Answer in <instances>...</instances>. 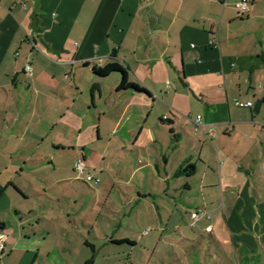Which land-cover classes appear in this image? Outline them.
<instances>
[{
  "label": "crops",
  "instance_id": "1",
  "mask_svg": "<svg viewBox=\"0 0 264 264\" xmlns=\"http://www.w3.org/2000/svg\"><path fill=\"white\" fill-rule=\"evenodd\" d=\"M241 1L0 0V264H264V0Z\"/></svg>",
  "mask_w": 264,
  "mask_h": 264
},
{
  "label": "built area",
  "instance_id": "2",
  "mask_svg": "<svg viewBox=\"0 0 264 264\" xmlns=\"http://www.w3.org/2000/svg\"><path fill=\"white\" fill-rule=\"evenodd\" d=\"M250 4L251 0H242L236 5V8L240 15H246L250 12ZM25 73L29 79H32L33 77V68L30 63H27L25 66ZM238 106L240 107H252V103H238ZM203 124L201 122V116H199L196 120V130L202 129ZM214 132L212 131V135ZM86 162L83 157H80V159L75 163V170L78 173H83L86 170ZM93 176L88 175L87 181L91 182L93 180ZM200 218L199 214L194 215V222L198 221ZM5 250V243L1 242L0 244V254H2Z\"/></svg>",
  "mask_w": 264,
  "mask_h": 264
},
{
  "label": "trees",
  "instance_id": "3",
  "mask_svg": "<svg viewBox=\"0 0 264 264\" xmlns=\"http://www.w3.org/2000/svg\"><path fill=\"white\" fill-rule=\"evenodd\" d=\"M97 75L101 76V77H107L108 75L114 73V72H120L122 73L123 75V83H126L127 82V72L119 65H111L109 66L107 69L105 70H96L95 71ZM94 89H97V85H94L93 86ZM189 169L191 171L194 170V167L193 166H190Z\"/></svg>",
  "mask_w": 264,
  "mask_h": 264
},
{
  "label": "rangeland",
  "instance_id": "4",
  "mask_svg": "<svg viewBox=\"0 0 264 264\" xmlns=\"http://www.w3.org/2000/svg\"><path fill=\"white\" fill-rule=\"evenodd\" d=\"M83 184V183H82ZM94 184H95V186L97 185V183L96 182H94ZM88 190H91L89 187H87V186H85ZM94 187V186H93ZM117 204H116V202H115V200H113V201H111L110 203H109V206H108V209L109 210H113V211H117ZM118 208H119V206H118ZM200 216V215H199ZM204 238L206 239L207 238V240H208V242H210V237H209V235H207L206 237L204 236Z\"/></svg>",
  "mask_w": 264,
  "mask_h": 264
}]
</instances>
